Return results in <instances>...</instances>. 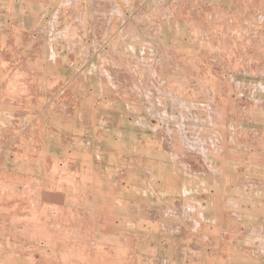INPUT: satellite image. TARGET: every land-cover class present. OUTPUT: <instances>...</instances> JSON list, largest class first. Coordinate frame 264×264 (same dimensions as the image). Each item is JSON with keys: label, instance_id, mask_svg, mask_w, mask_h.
Returning a JSON list of instances; mask_svg holds the SVG:
<instances>
[{"label": "rangeland", "instance_id": "1", "mask_svg": "<svg viewBox=\"0 0 264 264\" xmlns=\"http://www.w3.org/2000/svg\"><path fill=\"white\" fill-rule=\"evenodd\" d=\"M0 52V264H264V0H0Z\"/></svg>", "mask_w": 264, "mask_h": 264}, {"label": "crops", "instance_id": "2", "mask_svg": "<svg viewBox=\"0 0 264 264\" xmlns=\"http://www.w3.org/2000/svg\"><path fill=\"white\" fill-rule=\"evenodd\" d=\"M5 50H9V46L5 47ZM7 54V56H6ZM11 53H2L0 52V66L3 63H7L9 64L12 60L10 56ZM53 59H55V61H59V58L55 55L53 56ZM22 60V59H21ZM59 75H53V73L51 75H47V79L48 81H53L58 78ZM6 77H5V73L3 71V69L0 67V106L1 103L6 102V94L4 93L6 90ZM64 88V87H63ZM2 92V93H1ZM65 108H60L58 107L60 110H58V112L62 113L63 115H65L66 117H68L69 115L72 114V109H67L66 107L67 105H63ZM44 108H48V106H43ZM106 109H113L112 105H108L106 106ZM117 109V108H116ZM3 108H0V114L3 113V115H0V140L2 139V141L4 143H2V148H4V145L7 143L9 144L10 142H8L6 140V138H3L5 136H3V134H5V131H7L6 129H8L10 127V122L9 120L11 119V116L9 115H5L6 111L3 110ZM62 111V112H61ZM54 112V111H53ZM8 116V117H6ZM54 118V117H53ZM52 118V119H53ZM70 120V118L68 119V121ZM67 121V122H68ZM75 124L76 122H71V123H67L64 124L63 122H61L60 124H56V122L54 123H50V126L43 124V132H42V136L45 138H40V142L43 143V147L44 148V155L48 157V159L50 160H60V157L62 156H76V147H79V149H77L78 151H82V153H85V156L87 155L86 153V149L90 146L92 139H91V127L89 128H84L82 127L83 131H87V136L81 137V135L79 137H77L75 131H77V128H75ZM1 132H4L3 134ZM87 138V139H86ZM39 141L37 143H40ZM1 144V143H0ZM11 144V143H10ZM67 145V146H66ZM12 154H9V156H6V153L0 151V167L2 169H0V178L1 176H8L11 175V172L7 170V166L5 165V162L7 161L8 163H10V160L8 158H11ZM27 157V156H24ZM74 159V158H73ZM27 165L25 164V167ZM1 188V186H0ZM1 190V189H0ZM1 192V191H0ZM6 198H3V200H5ZM0 200H2V197H0Z\"/></svg>", "mask_w": 264, "mask_h": 264}]
</instances>
